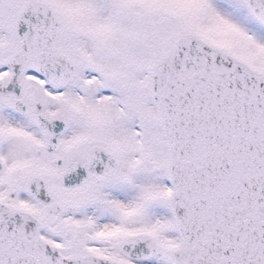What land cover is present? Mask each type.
I'll list each match as a JSON object with an SVG mask.
<instances>
[{
	"label": "snow or ice",
	"instance_id": "snow-or-ice-1",
	"mask_svg": "<svg viewBox=\"0 0 264 264\" xmlns=\"http://www.w3.org/2000/svg\"><path fill=\"white\" fill-rule=\"evenodd\" d=\"M0 264H264V0H0Z\"/></svg>",
	"mask_w": 264,
	"mask_h": 264
}]
</instances>
